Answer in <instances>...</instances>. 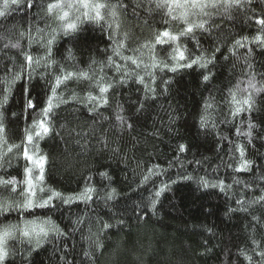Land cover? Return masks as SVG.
I'll return each mask as SVG.
<instances>
[{"label":"trees","instance_id":"trees-1","mask_svg":"<svg viewBox=\"0 0 264 264\" xmlns=\"http://www.w3.org/2000/svg\"><path fill=\"white\" fill-rule=\"evenodd\" d=\"M6 2L11 4L0 0V11ZM48 2L36 0L29 9L19 0L7 18H0V89L6 90L0 91V164L11 162V167L0 168V177L17 176L16 169L26 165L15 146L21 145L25 129L33 134L37 130L35 122L47 106L49 84L59 75L57 65L65 72L88 71L93 87L70 82L57 89L50 114L52 131L35 140L38 154L48 158L42 186L70 198L69 203L55 199L48 208L36 209L35 215L50 218L67 235L50 234L39 247L35 240L31 244L25 240L5 264H264L258 258L264 250V203L257 200L264 195V90L256 91L264 89V29L258 24L264 18V0H242V7L228 12L205 9L209 15L191 16L207 31L196 29L195 38L182 37L180 43L193 57L202 56L207 67H178L176 72L160 71L161 61L169 68L175 65L159 46L156 68L151 67L147 48L122 49L120 56L113 55L109 36L115 33L106 23L85 22L79 31L64 35L59 22L47 19L41 8ZM156 2L123 0L127 11L118 10L119 33L128 32L143 43L163 31V19L178 32L183 21L164 16L166 10L156 9ZM53 29L59 34L48 58L36 41L43 37L41 42L46 43ZM14 43L21 47L12 48ZM24 53L45 59L34 71L19 72ZM109 56L122 66L120 72L108 62ZM124 56H135L141 66ZM148 72L155 75V82ZM17 74L22 79H14ZM101 77L113 88L107 93L109 103L97 108L86 97L88 92L100 95L94 85ZM253 77L256 88H248ZM145 85L154 91L148 92ZM249 93L253 110L234 117L232 94L243 100ZM29 99L36 103V111L27 107ZM249 124L254 125L251 138ZM180 145L187 150L181 152ZM242 159L250 162L244 170L239 169ZM144 176L149 180L145 182ZM86 186L95 189L87 202L77 199ZM109 193L113 199H108ZM18 199L14 193L0 192V202ZM17 215L9 214V220L16 223ZM78 220L83 222L77 224ZM104 222L111 227L101 231ZM89 236L91 241L98 237L103 248L93 250L91 241L84 239ZM241 250L252 261L241 256ZM84 252H91L92 258Z\"/></svg>","mask_w":264,"mask_h":264},{"label":"snow or ice","instance_id":"snow-or-ice-1","mask_svg":"<svg viewBox=\"0 0 264 264\" xmlns=\"http://www.w3.org/2000/svg\"><path fill=\"white\" fill-rule=\"evenodd\" d=\"M151 2V0H150ZM250 2V0H248ZM19 0H11V4L5 3L4 10L0 11V18H7L10 8L12 6H17ZM24 6L26 8H34L36 6V0H24ZM243 6L242 0H158L156 2V9L166 10L164 12V16L170 17L171 20H182L183 27L176 33H174L170 29V22L168 19L162 20V28L163 31H156L152 35L151 39L141 43L140 38L134 35L129 34L128 32H124L123 34L119 33L120 24L117 22L119 11L126 12L127 5L123 3V0H50L47 4H41V8L45 10V16L47 19H51L54 22H59V30L64 35H69L71 33H75L79 31L80 25L85 22L91 23H106L107 27L115 33L114 35L109 36V40L113 43V55L120 56L122 49H127L129 51L138 52L140 49L147 48L152 53V68L158 67L156 63V55L155 49L157 46L161 47V49L166 52L171 61L174 62L175 66L169 68V64L161 61L162 67H160V71L164 69H168L171 72H176L177 68H192L193 66H199L201 68L207 67V62H202V56H192L191 51L184 45L180 43L182 37H190L195 38V30L201 29L207 31L205 29L204 23L202 22H194L190 19L191 16H199L201 14L209 15L208 12H205V9H220L223 8L224 12H228L231 8H240ZM177 13V15H173V13ZM41 19H44L42 17ZM108 20H111V23H108ZM2 23V20H0ZM147 23V21L145 22ZM258 24L262 26L264 29V18L258 21ZM38 32H43V29L37 28ZM59 33L56 29L52 30L51 39H48L46 43H42L43 37L41 40H37L36 43L39 44L40 48L43 49L48 58L51 57L52 51L51 46L53 45L56 36ZM23 35V33H21ZM256 40H261V36H256ZM239 44V41L236 42ZM139 44V47H135V45ZM12 48L19 49L21 45L19 43H14L10 45ZM5 48L9 47V45H4ZM168 49H171L169 52ZM220 49L216 48L215 52H219ZM24 61L18 66L19 72H23L25 68H32L35 70L36 66H39L40 60L45 59V57H39L34 59L33 55L24 53ZM108 62L115 66L116 71H121V65L115 64L112 60V57L109 56ZM124 60L131 61L133 65L137 68L141 66V63L137 62V58L135 56H124ZM53 63H55L53 61ZM96 63V61H93ZM91 67V66H89ZM147 69L149 65H144ZM57 69L59 71V75L54 76V83L49 84V93L47 100V106L43 107L41 110V119L36 123V129L34 134L33 132L25 129V135L23 137L21 145H16L15 147L20 149L23 154V158L27 162L26 165L20 169L17 168V176H13L9 179H3L0 177V192H9L16 194L19 199L18 201L9 203L5 200V202H0V229H2V234H0V264H5V261L10 256L17 255V249L20 244H22L25 240L31 244L33 240L36 242V247L40 246L42 240L47 239L50 234H55L56 236H65L67 235L63 232L58 225L53 223L50 218H40L36 217L35 210L36 209H44L48 208L50 205H53V201L55 199H61L63 203H69V199H65L63 194L55 191L54 189L48 188L47 190L42 186L44 183V168L48 162V158L45 155L38 154L35 140L41 137L43 134H48L52 131L51 127V113L53 111L54 105L52 104L53 98L57 95V89L61 86L67 87L68 83L74 82L77 83L80 87H93L91 81L93 79L92 76L89 75L88 71L79 70L77 72H65L63 71L59 65H57ZM7 71V68H5ZM133 75L135 71L133 70ZM30 75V74H29ZM149 76H152L153 82H155V75L152 72H148ZM14 79H22V76L17 74L14 76ZM139 82L143 85L144 78L142 76L138 77ZM203 79L205 81L209 80L208 75H204ZM253 79L248 81V88H256ZM103 78L97 79L94 87L98 88L100 95L93 96L91 92L87 94V102L90 104H95L98 108L102 105H107L109 103L107 93L110 89L113 88L111 83H103ZM121 82H124L121 80ZM164 83H167L165 81ZM145 88L148 92H153L154 89L148 88L145 85ZM264 89H256L257 92H260ZM0 91H6L4 89H0ZM247 91V89H245ZM72 98L75 99V93H72ZM6 99V98H5ZM67 103V101H63ZM232 104L235 106V110L232 112V115L235 117L236 115L244 112H251L254 106V100L249 93L243 100H237L235 94H232ZM27 107L32 111H36L37 105L31 99L27 101ZM55 107H59V105H55ZM142 108L143 105H140ZM206 107H211V105L206 104ZM90 111L92 109H89ZM15 113H10L11 116H15ZM117 121L123 122V118L119 115L116 116ZM206 118L201 117V123L205 122ZM129 128L132 127L131 124L127 125ZM249 132L247 135L251 138V129L254 125L249 124ZM3 129V118L0 116V130ZM239 132V129H236ZM29 145H32L31 150L29 149ZM179 150L181 152L186 151V146L180 145ZM241 158L244 155L243 148H238ZM197 163H199L197 161ZM250 162L246 159H242L239 165L240 170H244L249 166ZM231 166V165H229ZM11 167L10 161H5L0 164V168ZM157 168L159 165L156 166ZM102 175H106V173H102ZM143 180L146 182L149 180L148 176H144ZM205 187H208L209 184L207 181H202ZM212 187H217V185H211ZM219 186H223V182L221 181ZM166 188L167 185H164ZM95 191L94 188L86 186L83 192L79 194L77 199H82L85 202L92 199V193ZM115 189H113V193ZM157 197L160 195L158 191L155 194ZM114 196L112 193H109L108 199H113ZM259 202L264 203V195H261L257 198ZM152 207L155 208V201L152 202ZM17 213V222L12 223L9 220V214ZM25 216V219L21 220L20 216ZM27 217H32V219H27ZM255 219V218H254ZM7 221V223L5 222ZM83 221H77V224L82 223ZM123 223V221H120ZM107 222H104L102 225L101 231L104 229L110 228ZM91 232V229H89ZM18 234V235H17ZM84 239L91 241V236L85 237ZM9 242H11V247ZM253 244H256V241L253 240ZM93 250H98L103 248V244L100 243L99 238L91 241L90 245ZM260 247L261 245H257ZM84 256H88L90 259L92 258L91 252H84ZM241 256H244L247 260L252 261L253 257L248 256L244 250L240 252ZM98 259V257H96ZM258 258L260 262H264V250L260 251L258 254ZM71 264V262H68Z\"/></svg>","mask_w":264,"mask_h":264}]
</instances>
